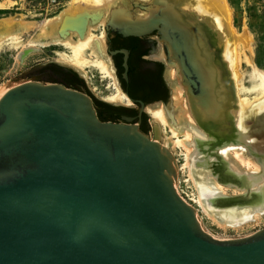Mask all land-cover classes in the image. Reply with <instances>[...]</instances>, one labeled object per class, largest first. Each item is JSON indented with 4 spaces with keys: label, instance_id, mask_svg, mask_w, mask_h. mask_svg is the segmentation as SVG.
Instances as JSON below:
<instances>
[{
    "label": "water",
    "instance_id": "obj_1",
    "mask_svg": "<svg viewBox=\"0 0 264 264\" xmlns=\"http://www.w3.org/2000/svg\"><path fill=\"white\" fill-rule=\"evenodd\" d=\"M188 17L175 28L159 11L146 29L106 31L157 33L206 135L196 143L197 157L205 153L197 168L218 174L223 167L234 176L223 184L264 205V143L257 148L247 138L264 137V115L258 128L245 131L230 117L222 121L221 93L215 100L208 65L193 51L190 27L202 26ZM230 147L253 150L262 171H233ZM175 158L138 125L101 121L81 90L39 81L12 87L0 99V264H264V229L239 239L203 229L176 189ZM210 204L238 213L254 207Z\"/></svg>",
    "mask_w": 264,
    "mask_h": 264
},
{
    "label": "bare ground",
    "instance_id": "obj_2",
    "mask_svg": "<svg viewBox=\"0 0 264 264\" xmlns=\"http://www.w3.org/2000/svg\"><path fill=\"white\" fill-rule=\"evenodd\" d=\"M158 1L160 6L155 5L156 0L146 1L153 3L156 7L149 8L146 6L150 9V13L145 12L144 15L139 14V19L125 18L127 16V11L124 9V6L127 5L126 0H72L58 16L48 19L38 26H36L37 24L35 22H28L23 18L10 17L0 21V55L3 51H7V49L15 53L17 52L16 61L19 64L23 63L33 53L41 52L51 47H59L65 50L57 54L61 64L80 70L86 78L89 75L88 70L95 71L104 81L112 83V87L116 89L111 63L105 54L104 35L100 40L95 38L90 40L89 27H95V25L101 22L105 26V29L107 26L116 29H130L135 24L142 25L141 27L146 29V23L151 16L154 13L158 14L160 11L161 17L169 20L175 28H180L178 26L186 25L183 21H186V17L189 16L188 19L193 18L194 21L191 19L192 22L202 26L201 30L194 24L190 27L196 45L193 51L197 54L198 60L208 65V73L206 76L211 84V92L212 90L214 91L212 93L214 99L216 100L215 96L221 93L223 106V112L221 113L222 121L227 124V117L230 116L233 124L237 125L243 131L246 130L247 125L250 126L249 128H258L261 124L260 119L264 115V71L252 65V60H248L249 65L252 67V72L249 75L250 86L246 87L244 85L246 83L244 82V74L240 70V64L242 62L241 50L246 49L248 46L251 47L252 40L243 32V34H239L233 30L234 28L232 29V12L227 0H194L193 2L192 0H187L181 8V13L186 12L184 16L182 14L177 16L176 11V14L172 13L175 9L174 1ZM182 16L185 18L184 20L180 19ZM135 20L138 22H135ZM173 20L176 21L175 23L177 25L173 23ZM35 27L38 32L25 40L24 36L26 34L30 35V31ZM159 59H164L162 53H160ZM171 70L168 76L172 81L174 89L173 103L175 105H173L171 111H168L169 113L164 107L157 108L153 111L150 110V113L154 122L160 125V127L158 126L160 129L156 127V142L160 143L161 130L164 128V130L169 132L172 141H168V146L166 144H160L171 151L172 154L173 151H181L184 157V164L181 170L182 172L186 171L188 178L195 185V189H197L200 197L197 201L195 200L196 203L194 204L205 210L204 212L212 215L213 221L218 224L221 223L224 228L240 225L237 224L236 214L232 212L230 213L235 216L224 212V214H220L218 211L216 214L215 210L211 208L210 202H215L216 204H231L236 202L240 204L244 203L243 205L246 204V206L254 204V207L250 208L251 212H257L258 214L261 212L264 214V205L261 201L254 202L255 198L252 196H245L244 194L243 196L229 199L223 197L224 195L222 196V188L226 185L222 181L230 182L232 179L234 180V176L229 174L223 167L219 169L218 174L197 168L200 164L205 165V161L201 162L200 160V158L204 160L205 153L201 157H197L196 143L200 139H205L206 135L197 127L196 122L193 121L194 119L189 114L190 108L186 98L188 96L185 88L182 86V76H179L175 70ZM177 70L179 71V69ZM11 88L3 85L0 88V99ZM116 94L111 100L122 101L118 91ZM249 96L252 97L249 98ZM175 115L176 117H174ZM249 134L247 133V138H249L252 146L257 148L263 146L264 137L262 132L261 134L258 132ZM246 155L242 149H233L230 159L236 167L245 166L249 170L254 169L255 172L253 173H258V166L251 159L247 158ZM179 170L178 167L177 191ZM213 193H215V196L217 194L222 197L219 196L212 201L211 195ZM180 196L183 198L181 194ZM183 199L185 200V198ZM187 203L194 208L195 205L193 206L191 203ZM240 216L241 214H238V217ZM261 216L256 214V221Z\"/></svg>",
    "mask_w": 264,
    "mask_h": 264
},
{
    "label": "rangeland",
    "instance_id": "obj_3",
    "mask_svg": "<svg viewBox=\"0 0 264 264\" xmlns=\"http://www.w3.org/2000/svg\"><path fill=\"white\" fill-rule=\"evenodd\" d=\"M126 1H127V5L124 6V9L127 11V16H125V18L129 17L132 19H139L138 16L144 15L145 12L150 13V9L144 10V9H141L140 6H144V7L148 6L149 8L156 7L155 5H153V3L146 2L148 0H126ZM172 1H174L175 9H176V10L175 9L173 10L174 13L176 14L177 12L176 14L177 16L181 15V11H182L181 8L187 2V0H172ZM193 1L194 0H192V2ZM71 2L72 0H57V2H51L48 0H0V21H3L10 17H17V18H23L25 19V21H28V22H35L37 24L36 26H38L44 21L58 16V14H60L66 8V6H68ZM227 2L232 12V22H231L232 29L234 28L233 30L236 33H239V34L244 33L245 35L249 36L250 39L252 40L251 47L248 46L246 49L241 50L242 51V62L240 64V70L244 74V78H245L244 82H246L244 83V85L246 87H249L250 86L249 75L252 72V69H251L252 67L251 65H249L248 60H252V65L264 71V0H227ZM183 13H186V12H183ZM140 19H147V18H140ZM191 19L193 20V18ZM37 32H38L37 28L36 27L33 28L30 31V35L26 34L24 36V39L27 40L28 38L35 35ZM89 32H90L89 34L92 36V37L90 36V40L93 38L100 40L102 36L104 35L103 40L105 44L107 31L105 29V26H103V23L100 22L98 25H95V27L94 26L89 27ZM159 45L160 47H163L162 44H159ZM64 51H65L64 49L59 48V47H51L48 49H44L41 52H37V53H33L29 55L23 61V63H19V64L16 61L17 52L15 53L14 51H11L8 49L7 51L6 50L3 51L0 55V88L3 85L14 87V86L20 85L28 81H33L30 76H31V73L35 69L43 67V65H46L47 63H50V62L60 63L58 60L59 58L57 54L62 53ZM171 69L177 70L176 67H169L167 69V72H168L167 75H169V71ZM88 74H89L88 83L91 85V87H93V89L96 88L102 91L103 86L106 85L108 81H104L100 77V75L95 71L88 70ZM251 97L252 96H249V98ZM186 98L188 100V97ZM173 104L175 105V103ZM188 106H189V101H188ZM153 110L155 109H152V111ZM189 114L191 115V118H193L190 110H189ZM228 116H229V113H228ZM174 117H176V115ZM249 127L250 126L247 125L246 129ZM149 137L154 140L155 137H153L152 131L150 132ZM170 139L171 138H170L169 132L164 130L163 128V130H161L159 142L163 145L164 144L167 145L169 144V142L172 141V139L171 140ZM233 149L241 150L240 148L238 149L236 147L235 148L230 147L227 149V150H230V151H227L229 153H226L227 157L228 156L230 157V155L233 152ZM242 150L245 153V155L247 154L246 155L247 158L251 159L252 162L258 166L257 168H259V172H261L262 167H261V163L259 162V158L257 157V154L254 153L253 150H249V149H242ZM173 154L177 159L178 167L180 169L179 170L180 172H178V184H177L178 191L183 196V198H185L187 202L191 203L194 206L195 205L194 203H196L197 199L200 198L197 192V189H195L196 188L195 185L188 178L186 171L182 172L181 170L182 169L181 167L184 164V157L182 156L181 151H173ZM232 169L233 171L237 173L239 172L238 174H240L241 171H245L249 173L255 172L254 169L249 170L245 166H242V167L239 166L238 168V166L236 167V165H234ZM212 172L213 171H211L210 173ZM262 185H264V183ZM224 186L225 187L222 188L223 189L222 196L224 195L223 197H225L226 199L244 195L242 191H238L237 189H235V187H231L229 185H224ZM219 196L217 194L215 196V193H213L211 195V200L214 201ZM214 204L216 203L214 202ZM194 208L198 212V216L200 218L199 220L201 222L203 229L209 234H211L212 236L216 237L217 239L245 238V237H249L255 234L256 232L264 229V216H263L264 214L259 212L262 215L261 216L257 212L253 213V211L251 212V209L249 208L245 209L242 213L241 212L238 213L237 210H235L236 208L219 210V209H215L214 207H211L213 210H215V213L218 211L220 214H224V213H227L230 215L236 214L237 224H240V225H236V227L230 226L227 228H224L223 225H221V223L218 224L214 222L213 217H211L212 215L204 212L205 210L198 207V205H195ZM230 212L234 214H231ZM240 213H241V216L238 217V214L240 215ZM256 214L261 216L260 219L257 221L255 217Z\"/></svg>",
    "mask_w": 264,
    "mask_h": 264
},
{
    "label": "flooded vegetation",
    "instance_id": "obj_4",
    "mask_svg": "<svg viewBox=\"0 0 264 264\" xmlns=\"http://www.w3.org/2000/svg\"><path fill=\"white\" fill-rule=\"evenodd\" d=\"M160 53L163 60L159 59ZM105 54L111 63L116 89L110 82L102 91L93 89L80 70L58 62L35 69L30 77L33 81L58 83L81 90L94 100L101 121L138 125L143 133L149 136L152 131L153 137H157L156 127L160 125L154 122L150 110L164 107L167 112L171 111L174 94L172 81L167 75V55L159 45L157 33L123 37L109 32ZM175 71L181 76L178 70ZM117 91L122 101L111 100Z\"/></svg>",
    "mask_w": 264,
    "mask_h": 264
},
{
    "label": "built area",
    "instance_id": "obj_5",
    "mask_svg": "<svg viewBox=\"0 0 264 264\" xmlns=\"http://www.w3.org/2000/svg\"><path fill=\"white\" fill-rule=\"evenodd\" d=\"M48 1H51V2H57V0H48Z\"/></svg>",
    "mask_w": 264,
    "mask_h": 264
}]
</instances>
